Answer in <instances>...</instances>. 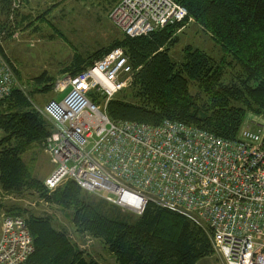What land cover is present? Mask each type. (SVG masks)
Listing matches in <instances>:
<instances>
[{"label":"built area","instance_id":"2783aa9c","mask_svg":"<svg viewBox=\"0 0 264 264\" xmlns=\"http://www.w3.org/2000/svg\"><path fill=\"white\" fill-rule=\"evenodd\" d=\"M11 5L17 9L20 0ZM186 14L173 0H117L107 11L129 37ZM3 62L0 52V100L14 81ZM132 74L124 50L112 47L65 77L58 90L68 89L65 95L37 109L54 130L41 142L54 167L44 186L53 190L71 179L122 211L139 215L147 204L175 211L207 227L225 264H264V126L244 123L226 139L177 120H112L106 104ZM33 249L26 218L0 212V264H21Z\"/></svg>","mask_w":264,"mask_h":264},{"label":"trees","instance_id":"16d2710c","mask_svg":"<svg viewBox=\"0 0 264 264\" xmlns=\"http://www.w3.org/2000/svg\"><path fill=\"white\" fill-rule=\"evenodd\" d=\"M175 1L186 9L187 17L211 35L230 60L225 62V57L216 60L188 45L181 59L174 61L166 49L161 48L172 43L171 37L181 25L179 22L147 35H124L118 44L111 43L97 58L112 47L120 46L130 65L141 67L129 87L130 99H118L117 95L124 89L120 90L116 98H111L107 114L114 120L148 124H157L163 119L177 120L233 139L248 110L264 115V0ZM9 7L11 0H0L3 20L7 19ZM0 52L6 58L1 48ZM231 63L238 68L237 79L225 83L222 81L224 66ZM77 72L79 70L70 75ZM40 79L35 78L37 82ZM10 100L23 108L0 112L3 134L0 190L3 193L17 196L34 191L47 202L72 208L73 225L90 237L101 239L117 264H195L210 254L206 232L175 211L147 204L133 220L130 212L122 213L111 203L107 213L104 204L110 203L84 196L90 193L71 179L48 192L44 184L32 176L22 154L31 144H40L50 135V122L37 109H27L29 104L24 96L13 90L0 100V106H10ZM26 220L34 249L21 264L27 261L31 264H98L81 256L63 233L55 231L44 220Z\"/></svg>","mask_w":264,"mask_h":264},{"label":"rangeland","instance_id":"374dc122","mask_svg":"<svg viewBox=\"0 0 264 264\" xmlns=\"http://www.w3.org/2000/svg\"><path fill=\"white\" fill-rule=\"evenodd\" d=\"M40 3L42 4L38 6L36 15L32 14L29 19L26 17L18 21L16 17L11 16L20 8L12 10V5L11 8L9 7L7 19L3 20V16L0 17V48L7 58H3L7 65L4 62L2 65L8 67L12 73L14 79L12 90L24 96L29 104L27 109L32 110H41L48 100L59 99L65 95L68 89L62 93L58 91L65 77L72 72L82 70L91 61L97 59L103 49L105 50L111 43L118 44L124 36L108 19L107 11L110 7L106 6V0H41ZM20 5L22 6V0ZM179 23L181 25L175 29L171 37L172 43L168 42L161 48L166 49L174 61L181 59L188 45L205 51L216 60L223 57L225 62L230 60L211 35L191 17H187V14ZM232 65L224 66L222 81L225 83H232L237 79L238 68ZM131 67L133 74L123 88L125 91L121 90L122 92L117 95L118 99H130L129 87L141 65L131 64ZM37 77L41 78L40 82L35 80ZM112 99L106 104L107 113L108 104ZM94 101L103 107L104 103L98 102V97L94 98ZM8 104L10 106H0V112L23 108L18 107L13 100ZM250 122L264 126V115L248 110L240 126ZM49 124L50 133H53L51 122ZM2 137L0 131V140ZM47 155L41 143L31 144L22 154L23 161L32 176L42 183L45 175L54 168ZM51 191L48 189V192ZM83 195L95 200L100 198L94 193ZM105 201L110 203L104 204L108 213L111 202ZM71 209L47 202L34 191L16 196L0 190V212L19 213L28 220L31 218L44 220L55 231L63 233L86 260H93L98 264H117L114 255L101 239L90 237L73 225ZM120 212L126 213L122 210ZM129 214L133 220L138 216V214ZM201 228L204 231L207 229L206 226ZM210 247V254L200 258L195 264H225L211 243ZM24 264L31 263L27 261Z\"/></svg>","mask_w":264,"mask_h":264},{"label":"crops","instance_id":"0c3cea01","mask_svg":"<svg viewBox=\"0 0 264 264\" xmlns=\"http://www.w3.org/2000/svg\"><path fill=\"white\" fill-rule=\"evenodd\" d=\"M41 0H22V6L20 5L18 8V12L15 14H12L11 16L16 17V19L18 21L23 20L24 18L27 17V19L30 18V16L36 15V11L38 9V6L42 3H40ZM105 1V0H104ZM117 0H106V6L109 8L111 7ZM34 18V16L32 17V19ZM31 19V20H32ZM31 20H28L31 21ZM46 152V151H45ZM47 153V152H46ZM48 156V155H47ZM50 160V159H49ZM51 163V162H50ZM52 165V163H51ZM48 175V174H47ZM45 175V176H47Z\"/></svg>","mask_w":264,"mask_h":264}]
</instances>
